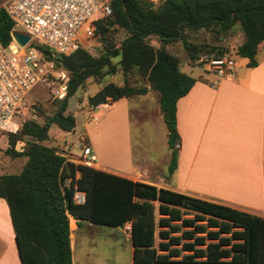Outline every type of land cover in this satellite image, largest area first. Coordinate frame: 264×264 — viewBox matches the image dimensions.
Returning <instances> with one entry per match:
<instances>
[{"label": "trees", "instance_id": "trees-1", "mask_svg": "<svg viewBox=\"0 0 264 264\" xmlns=\"http://www.w3.org/2000/svg\"><path fill=\"white\" fill-rule=\"evenodd\" d=\"M110 3L112 15L95 23V37L105 50L99 57L84 49L57 55L45 46H36L47 62L66 73L67 94L63 99L54 98L57 107L43 124L26 121L7 137V155L26 160L19 174L0 175V198L9 208L21 264H72L70 217L77 224L116 228L130 223L133 264H264V219L74 165L44 145L54 125L65 133L74 131L75 118L67 113L69 99L87 80L102 81L115 75L118 68L111 60L119 57L124 83L104 85L88 99L89 108L156 92L171 151V175L177 168L179 141L176 103L188 94L195 79L180 70V58L166 47L183 42L194 65L202 55L222 57L226 51L221 46L190 44L185 32L216 29L225 35L237 25L243 41L236 55L254 68L258 53L264 50V0ZM115 26L128 34L116 49L108 36ZM13 28L14 23L0 8V40L6 46L12 41ZM150 38L158 39V49L149 44ZM130 75L144 84L130 85ZM18 141L25 142L22 152L15 150ZM76 192L84 193V204L74 202Z\"/></svg>", "mask_w": 264, "mask_h": 264}, {"label": "crops", "instance_id": "crops-1", "mask_svg": "<svg viewBox=\"0 0 264 264\" xmlns=\"http://www.w3.org/2000/svg\"><path fill=\"white\" fill-rule=\"evenodd\" d=\"M242 41L243 36L239 45ZM257 61L258 65L254 68H248L247 61L244 66L236 64L235 77L221 81L216 88L209 87V78L203 75L199 66L186 65L199 72L191 76L195 79L194 86L176 103L179 147L177 168L171 175L168 174L171 159L169 147L164 159L158 163L150 160L133 162L128 170L121 172L101 166L94 170L216 202L264 219V50L258 53ZM150 95L148 93L142 98ZM106 105L90 112L94 115L98 108L107 110ZM156 105V115L163 119L157 97ZM82 224L86 225L85 232L90 237L96 232L108 239H120L123 244H131L130 264H133L130 223L116 228L91 222L77 224L70 217L72 264H76L74 232ZM103 229L117 230L118 233L107 234ZM126 229L129 233L125 232ZM85 256L81 264H103L98 259L93 262L90 253ZM0 264H21L9 208L1 198Z\"/></svg>", "mask_w": 264, "mask_h": 264}, {"label": "rangeland", "instance_id": "rangeland-1", "mask_svg": "<svg viewBox=\"0 0 264 264\" xmlns=\"http://www.w3.org/2000/svg\"><path fill=\"white\" fill-rule=\"evenodd\" d=\"M2 2L0 0V8H2ZM16 29L20 28L16 27ZM108 36L110 44L116 49L120 48L128 34L120 27L115 26L110 29ZM242 36L236 25L232 32H227L225 35L217 32L216 29L186 30L184 38L190 44L219 45L238 66H244L247 60L236 55V48L242 40ZM77 37L83 49L93 57L97 58L104 53V47L97 37L87 39L83 29L78 32ZM148 42L156 49L160 47V42L156 38H150ZM166 48L171 54L180 58L184 73L189 76H196L199 72L198 69L191 70L190 67H186V65L192 67L195 65L188 58L189 54L184 48L183 42H174ZM119 60V57L111 60L118 68L115 75L106 76L102 81L87 80L69 99L67 113L75 117L76 127L74 131L65 133L55 125L49 131V141L44 145L64 155L69 163H76L71 160L75 156H80L79 142L84 139L89 145L91 144L99 166L116 169L120 172L128 170L129 165L133 162L150 160L158 163L164 159L169 151L166 140L167 129L163 119L156 115V97L158 98V96L154 91H151V95L145 99L142 96H135L116 104H107V110L98 108L93 112L96 121L89 122L91 109L88 105V99L108 83L116 85L124 83L125 77L119 69ZM54 68L58 69L55 65ZM128 83L136 86L144 84L139 77L132 75L128 77ZM56 107L57 103L52 92L45 86L38 84L29 92L14 120L18 125L32 120L38 124H43L44 118L51 116ZM7 137L6 132H0V175L19 174L26 160L7 155L6 150L9 148ZM24 146V141H18L15 150L22 152ZM85 230L86 225L82 224L81 228L74 232V259L76 264H81L82 257L87 253L91 254L93 262L98 259L103 264H130L131 244H123L120 239H108L96 232H93L90 237ZM103 230H106L107 234L118 233L117 230L113 229ZM125 232L129 233L128 229Z\"/></svg>", "mask_w": 264, "mask_h": 264}, {"label": "built area", "instance_id": "built-area-1", "mask_svg": "<svg viewBox=\"0 0 264 264\" xmlns=\"http://www.w3.org/2000/svg\"><path fill=\"white\" fill-rule=\"evenodd\" d=\"M2 1L1 7L14 23L12 32L19 31L29 37L23 47L15 42L12 35V41L7 46L0 40V132L16 134L19 130L14 120L16 114L36 85L45 86L57 99H63L67 94L66 73L56 70L53 63L47 62L36 46H45L57 55H70L83 49L78 41V32L83 29L87 39L94 38L95 23L110 17L112 9L110 0ZM143 1L158 4L165 0ZM195 65L209 78L207 83L211 88H216L223 80L233 79L237 73L236 63L228 55H202ZM90 114L89 122L93 123L96 119ZM79 144L81 154L74 157L73 163L97 169V157L87 140ZM85 201L84 193H75L76 204L82 205Z\"/></svg>", "mask_w": 264, "mask_h": 264}, {"label": "water", "instance_id": "water-1", "mask_svg": "<svg viewBox=\"0 0 264 264\" xmlns=\"http://www.w3.org/2000/svg\"><path fill=\"white\" fill-rule=\"evenodd\" d=\"M12 37L14 38L15 42L20 46L23 47L26 45V43L29 41V37L19 31H13L11 33Z\"/></svg>", "mask_w": 264, "mask_h": 264}]
</instances>
